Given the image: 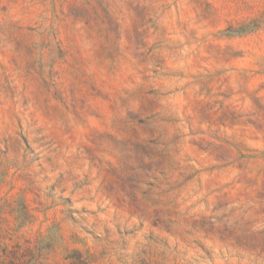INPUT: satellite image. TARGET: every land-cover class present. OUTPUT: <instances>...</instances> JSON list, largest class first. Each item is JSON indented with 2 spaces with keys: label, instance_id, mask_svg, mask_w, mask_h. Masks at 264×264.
Instances as JSON below:
<instances>
[{
  "label": "rangeland",
  "instance_id": "374dc122",
  "mask_svg": "<svg viewBox=\"0 0 264 264\" xmlns=\"http://www.w3.org/2000/svg\"><path fill=\"white\" fill-rule=\"evenodd\" d=\"M0 264H264V0H0Z\"/></svg>",
  "mask_w": 264,
  "mask_h": 264
}]
</instances>
